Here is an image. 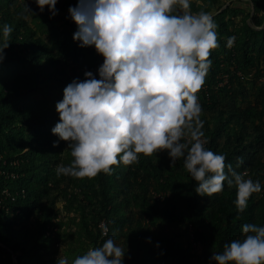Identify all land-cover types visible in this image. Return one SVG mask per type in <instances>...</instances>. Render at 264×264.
<instances>
[{"label":"trees","instance_id":"16d2710c","mask_svg":"<svg viewBox=\"0 0 264 264\" xmlns=\"http://www.w3.org/2000/svg\"><path fill=\"white\" fill-rule=\"evenodd\" d=\"M229 1L192 0L191 11L213 16L220 44L198 92L205 147L262 185L243 213L235 186L202 197L183 160L172 167L166 152L140 154L110 175L57 176V165L72 158L51 131L59 122L56 104L76 67L99 78L103 58L79 47L76 25L64 20L78 0H58L54 18L36 3L0 0V25L13 29L0 63V264H57L61 251L71 264L109 237L127 251L124 264H210L213 252L242 238L244 224L264 225V86L256 88L264 76V0ZM237 3L254 7L252 23L261 31Z\"/></svg>","mask_w":264,"mask_h":264},{"label":"clouds","instance_id":"9594fccd","mask_svg":"<svg viewBox=\"0 0 264 264\" xmlns=\"http://www.w3.org/2000/svg\"><path fill=\"white\" fill-rule=\"evenodd\" d=\"M50 18L58 0H35ZM192 0H78L68 9L77 30L73 40L103 58L98 77L91 71L73 79L56 104L59 122L52 134L67 143L71 160L57 165V176L76 179L111 174L113 166L131 165L140 154L166 152L171 166L183 160L196 182L195 192L213 197L235 186L234 201L243 213L262 190L226 157L205 147L198 92L220 47L217 24L206 11H191ZM26 11L32 15L29 8ZM13 29L0 25V63ZM236 41L227 39L231 49ZM59 143L54 142L53 147ZM227 168V171H226ZM151 242V241H149ZM157 247L159 245L157 244ZM127 251L112 237L89 248L71 264H124ZM57 264H68L61 255ZM210 264H264V225L246 223L242 238L213 252Z\"/></svg>","mask_w":264,"mask_h":264},{"label":"rangeland","instance_id":"374dc122","mask_svg":"<svg viewBox=\"0 0 264 264\" xmlns=\"http://www.w3.org/2000/svg\"><path fill=\"white\" fill-rule=\"evenodd\" d=\"M234 1H236V0H231V1H229L228 2V5H230L232 2H234ZM248 1V0H247ZM247 1H245V2H247ZM21 3H22V5L23 4H31L33 7H34V5H35V0H21ZM248 3V2H247ZM73 6H75V5H73ZM244 7H246V9L248 10V11H250L251 10V15H253V17H252V19H251V17H250V19H249V21H248V23H249V25L254 29V30H257V31H261L262 29H263V27H257V26H255L253 23H252V21H253V18H254V15H255V10H254V7L253 6H251V7H249L248 5H245V4H239V3H237V4H235V8L236 9H238V8H244ZM35 8V7H34ZM251 8V9H250ZM225 9V8H224ZM223 9V10H224ZM245 9V10H246ZM48 11V9L46 8L45 9V11L44 12H47ZM49 12V11H48ZM63 17L65 18L64 20H66V19H70V18H68L69 17V12L68 11H65L64 13H63ZM58 25H61V22H59V24ZM57 31L59 32V33H61V34H63L64 33V29H58L57 28ZM77 69H78V67H76ZM77 69H76V78H79V79H81V80H83L84 79V74L80 71V70H78L77 71ZM69 73L72 75V72L71 71H69ZM240 76H242L241 74H239ZM252 79V78H251ZM262 86H264V76H262L260 79H258L257 80V85H256V88H258V87H262ZM255 88V89H256ZM61 253H62V255L64 254V252H62L61 251Z\"/></svg>","mask_w":264,"mask_h":264},{"label":"built area","instance_id":"2783aa9c","mask_svg":"<svg viewBox=\"0 0 264 264\" xmlns=\"http://www.w3.org/2000/svg\"><path fill=\"white\" fill-rule=\"evenodd\" d=\"M103 229V235H107L108 233V229L106 227H104V225H102Z\"/></svg>","mask_w":264,"mask_h":264},{"label":"water","instance_id":"95a60500","mask_svg":"<svg viewBox=\"0 0 264 264\" xmlns=\"http://www.w3.org/2000/svg\"><path fill=\"white\" fill-rule=\"evenodd\" d=\"M252 17H253V15H251V19H252ZM15 261V263H16V260H14Z\"/></svg>","mask_w":264,"mask_h":264}]
</instances>
